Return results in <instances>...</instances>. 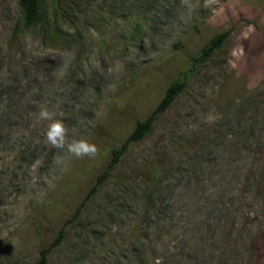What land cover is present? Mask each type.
I'll return each mask as SVG.
<instances>
[{
	"label": "rangeland",
	"instance_id": "1",
	"mask_svg": "<svg viewBox=\"0 0 264 264\" xmlns=\"http://www.w3.org/2000/svg\"><path fill=\"white\" fill-rule=\"evenodd\" d=\"M42 1L61 44H10L18 0H0V264H39L112 148L221 33L46 264H264V0ZM42 108L96 154L53 148Z\"/></svg>",
	"mask_w": 264,
	"mask_h": 264
},
{
	"label": "trees",
	"instance_id": "2",
	"mask_svg": "<svg viewBox=\"0 0 264 264\" xmlns=\"http://www.w3.org/2000/svg\"><path fill=\"white\" fill-rule=\"evenodd\" d=\"M18 6L21 18L15 21V24H13V27L11 28L10 44L20 39L22 34L27 30L38 32L42 38L50 40L56 45L61 44L67 39L66 35L62 34L61 28L56 23L58 20L56 9L52 11V14H49L46 11V7L42 0H18ZM225 38L226 33H221L211 38L207 45L192 58L190 66L183 71L175 81L167 86L164 96L150 114L145 119L136 123L125 141L119 146L112 148L111 158L106 167L98 173L95 184L91 187L74 212L66 219L53 242L48 247H43L41 249V259L39 260V264H46L48 262V258L52 254V251L61 245L67 236L69 227L80 219L89 200L93 198L99 187L109 178L112 170L120 162L121 158L125 156L133 144L143 140L152 132L161 115L170 108L179 97V94L184 91L188 79L195 73L200 64L210 58L213 53L223 45ZM0 107V113L5 114L10 106H6L7 110L2 104H0ZM151 173V177L157 179L161 174V171L156 169L155 171H151Z\"/></svg>",
	"mask_w": 264,
	"mask_h": 264
},
{
	"label": "clouds",
	"instance_id": "3",
	"mask_svg": "<svg viewBox=\"0 0 264 264\" xmlns=\"http://www.w3.org/2000/svg\"><path fill=\"white\" fill-rule=\"evenodd\" d=\"M39 118L49 121L45 137L47 142L53 148H64L75 155L76 157L94 156L97 152V147L94 143L87 139L73 140L66 143V127L61 119L55 118V114L47 108H42L39 112Z\"/></svg>",
	"mask_w": 264,
	"mask_h": 264
}]
</instances>
